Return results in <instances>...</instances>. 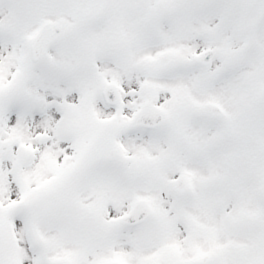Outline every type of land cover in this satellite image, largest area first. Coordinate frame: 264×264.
Here are the masks:
<instances>
[{
	"label": "snow or ice",
	"instance_id": "1",
	"mask_svg": "<svg viewBox=\"0 0 264 264\" xmlns=\"http://www.w3.org/2000/svg\"><path fill=\"white\" fill-rule=\"evenodd\" d=\"M0 264H264V0H0Z\"/></svg>",
	"mask_w": 264,
	"mask_h": 264
}]
</instances>
